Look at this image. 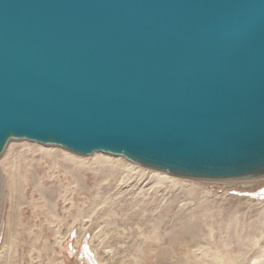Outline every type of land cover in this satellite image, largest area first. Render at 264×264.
I'll list each match as a JSON object with an SVG mask.
<instances>
[{
    "label": "water",
    "instance_id": "obj_1",
    "mask_svg": "<svg viewBox=\"0 0 264 264\" xmlns=\"http://www.w3.org/2000/svg\"><path fill=\"white\" fill-rule=\"evenodd\" d=\"M10 140L264 176V0H0V155Z\"/></svg>",
    "mask_w": 264,
    "mask_h": 264
},
{
    "label": "rangeland",
    "instance_id": "obj_2",
    "mask_svg": "<svg viewBox=\"0 0 264 264\" xmlns=\"http://www.w3.org/2000/svg\"><path fill=\"white\" fill-rule=\"evenodd\" d=\"M2 152L0 264H264V176L179 179L26 140Z\"/></svg>",
    "mask_w": 264,
    "mask_h": 264
},
{
    "label": "bare ground",
    "instance_id": "obj_3",
    "mask_svg": "<svg viewBox=\"0 0 264 264\" xmlns=\"http://www.w3.org/2000/svg\"><path fill=\"white\" fill-rule=\"evenodd\" d=\"M255 197H258V198H260V197H264V187L263 188H260L256 193H255ZM89 252V251H88ZM90 255H92V254H90ZM85 257L87 258V260L89 261V264H93L92 262H91V257L89 256V255H85Z\"/></svg>",
    "mask_w": 264,
    "mask_h": 264
}]
</instances>
